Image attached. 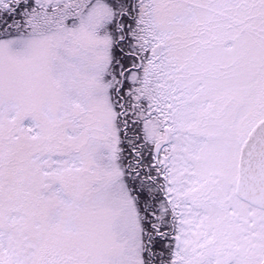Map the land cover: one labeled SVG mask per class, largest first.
Instances as JSON below:
<instances>
[{"label": "snow or ice", "instance_id": "6c2138e0", "mask_svg": "<svg viewBox=\"0 0 264 264\" xmlns=\"http://www.w3.org/2000/svg\"><path fill=\"white\" fill-rule=\"evenodd\" d=\"M0 264H264V0H0Z\"/></svg>", "mask_w": 264, "mask_h": 264}]
</instances>
